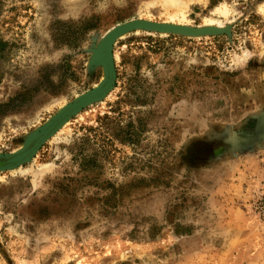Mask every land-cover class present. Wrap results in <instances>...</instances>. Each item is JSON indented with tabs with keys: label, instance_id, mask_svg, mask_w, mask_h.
Returning <instances> with one entry per match:
<instances>
[{
	"label": "rangeland",
	"instance_id": "rangeland-1",
	"mask_svg": "<svg viewBox=\"0 0 264 264\" xmlns=\"http://www.w3.org/2000/svg\"><path fill=\"white\" fill-rule=\"evenodd\" d=\"M27 150L0 264H264V0H0Z\"/></svg>",
	"mask_w": 264,
	"mask_h": 264
},
{
	"label": "water",
	"instance_id": "water-1",
	"mask_svg": "<svg viewBox=\"0 0 264 264\" xmlns=\"http://www.w3.org/2000/svg\"><path fill=\"white\" fill-rule=\"evenodd\" d=\"M99 58L100 57H103L104 55L101 54L98 55ZM29 153V151L27 150L25 153L21 154V155H18V156H12V157H9V158H5L3 160L0 161V166H4V165H12L14 163H17L19 162L21 159H23V157H25L27 154Z\"/></svg>",
	"mask_w": 264,
	"mask_h": 264
},
{
	"label": "bare ground",
	"instance_id": "bare-ground-1",
	"mask_svg": "<svg viewBox=\"0 0 264 264\" xmlns=\"http://www.w3.org/2000/svg\"><path fill=\"white\" fill-rule=\"evenodd\" d=\"M24 153H25V151H24ZM2 159H0V161H1Z\"/></svg>",
	"mask_w": 264,
	"mask_h": 264
}]
</instances>
